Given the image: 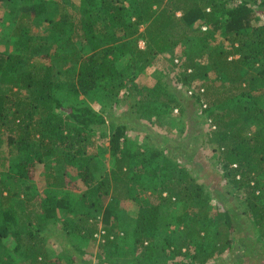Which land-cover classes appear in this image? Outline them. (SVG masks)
<instances>
[{"label":"trees","instance_id":"obj_1","mask_svg":"<svg viewBox=\"0 0 264 264\" xmlns=\"http://www.w3.org/2000/svg\"><path fill=\"white\" fill-rule=\"evenodd\" d=\"M0 1L12 17L9 25L18 53L0 52V143L5 148L0 146V250L8 251L10 238L11 250L27 264H61L63 259L66 264H91L82 258L85 246L99 239L103 243L98 242L95 264H112L127 249L130 264H177V259L182 261L178 264H212L230 253L232 245L243 243L250 227L264 251V127L248 129L255 122L264 126V23H259L264 0ZM217 33L225 36L224 43ZM41 44L52 50L55 65L48 54V64L30 61L41 52ZM176 47H182L185 62L175 60L177 72L170 69V78L167 74L144 89L139 106L150 113L154 105L160 116L171 115L173 109L182 114L186 96L204 108L215 128L209 141L219 150L228 190L242 196L238 207L223 194L214 201L207 186L161 148L147 154L146 148H126V125L106 119L79 99L97 91L103 81L122 77L116 70L121 58L129 57L131 68L140 72ZM57 66L67 78L64 94ZM198 78L208 91L194 85ZM182 86L185 93L178 90ZM207 93L208 106L203 99ZM105 125L115 163L97 180L89 136ZM38 168L44 171L45 189L52 192L62 168L64 189L78 191L79 197L68 202L43 194L35 203L42 219L33 221L24 202L21 212L2 198L12 183H33ZM127 202L133 206L134 225L123 235L118 226L129 211ZM175 205L180 215L171 209ZM63 210L71 217L63 221L62 231L79 243L70 241V249L63 247L51 260L47 230ZM172 222L176 229H170ZM8 260L0 254V264H12Z\"/></svg>","mask_w":264,"mask_h":264},{"label":"rangeland","instance_id":"obj_2","mask_svg":"<svg viewBox=\"0 0 264 264\" xmlns=\"http://www.w3.org/2000/svg\"><path fill=\"white\" fill-rule=\"evenodd\" d=\"M74 1L75 4H78V0ZM256 1L260 2L261 0ZM237 2L238 0H235V3ZM8 12L6 2L0 1V52L2 51L14 55L18 54L15 51L14 44L16 38L13 36V29L11 30V26L9 25V21L12 20V17ZM259 23H264V17H260ZM40 33L42 36L47 37V29L41 27ZM216 36L220 42L224 43L225 36L223 34L217 33ZM41 47V52L35 54L30 61L48 64L45 59V55L48 54L52 56V64L55 65L57 60L52 54V50L46 49L42 44ZM138 48L144 49V42L142 40L138 41ZM181 48L176 47L167 53L161 54L152 65L141 69L140 72L131 68V59H129V57H123L116 63V70L122 73V77L115 79L113 82H111V80L103 81L101 87L97 91L88 97H80L79 99L84 102L83 104L91 106L106 119L112 118L117 123L121 122L126 125V148L133 152L146 148L148 151H145V154L149 151H153V149L161 148L163 150V155H172L175 160L178 161V164L190 173L192 178L198 183L207 186L210 193L212 192L214 201L217 195L223 194L226 195V199L234 205L237 204L236 206L238 207L242 196L240 197V194L235 196L234 194L236 193H234V191L230 192L228 190L229 184L223 178L224 171L221 169V162L218 158L220 155L219 150L214 142L209 141L210 135L212 134L211 132L215 131V128L211 124V121L206 118L203 112L204 108L194 103L193 100L186 99V96H182V98L186 100L185 103H181L182 105L180 106L184 111L182 114L180 109H173L171 115L160 116L154 113V105L150 108V113H148L144 107L139 106L141 102L140 96L146 92L144 89L151 88L159 78L166 77L170 69L173 72H177L178 68L174 67V65L177 64L175 60L178 61V64H183L185 62L181 54ZM78 50L82 54L86 51L80 48H78ZM21 55L23 54L21 53ZM55 69L56 73H58L57 81L62 86L60 93L64 94V83L67 81V78L61 72L62 69L60 67L57 66ZM171 75L172 73H170L168 77L170 78ZM194 85L197 87L203 85L207 90L204 82L199 78L194 80ZM171 86L173 85L171 84ZM134 87L136 89L139 88L141 93L131 91ZM127 89H129L128 92L131 91L130 94H128ZM178 90L185 93V87L183 86L178 88ZM207 95L208 93L203 97L206 106L209 104V99L208 97L206 98ZM260 104L262 105V99L260 100ZM175 117L176 121L173 122ZM263 127L264 126L260 123L255 122L250 125L248 129L257 131ZM108 141V125L92 131L89 136L88 152L91 155H95L98 168L96 171L97 180L104 177L106 173H109L114 168L115 160L110 154ZM149 144L153 146V148L149 149L146 147V145ZM0 146L1 149H5L1 143ZM58 170H60V172L57 173V188L54 192L49 191L48 188L45 189L44 171L38 168L37 172L34 174L35 178L33 183L24 181L12 183L8 187L9 193H6L7 190L4 191L2 202L8 204L13 203L16 205L18 211L21 212H25L26 209L24 206H26L27 209L30 210L29 217L33 219V221L37 218L42 219L41 216H37L39 213L36 212L35 203L39 201V198L43 194H49L64 201L67 199L68 202H75L79 197L78 191L68 192L64 189L62 184L63 177H61L62 168H58L57 171ZM28 187H31L29 192ZM31 191H34V195L31 194ZM22 202H24V206L21 205ZM125 208L129 211H127V215L120 219L119 224L121 226H118L120 233L123 235L129 234L134 225V217L130 211L133 209V206L130 202H127ZM171 209L175 210V215H180L182 212L179 205H175ZM70 217L71 214L65 210L58 211L54 218V224L48 227L47 232L49 235L46 239L45 246L51 260L57 259L60 254H62L64 251L63 247L70 249V241H72L73 244L79 243L76 238L62 231V227L64 226L63 221L69 220ZM242 222L244 223V221ZM97 224V229L99 231L102 229L100 216H98ZM170 229H176L174 222L170 223ZM164 235L165 234L162 232L160 234L161 238ZM244 235L243 243L237 242L235 245H232L231 248L233 249L230 253L219 255L212 264H264V251L260 249L261 244L256 241L258 239L257 233L249 227ZM174 237L178 241L179 233L176 232ZM8 239V251L0 250V254L3 257H9L8 262L12 264H27L11 250L13 247L11 243H13V241L10 238ZM100 241L101 240L97 239V242L85 246V254L82 258L86 262L88 261L91 264L96 263V257L99 253L97 252L99 250L98 242ZM100 243H103V241ZM251 253L256 255V260L253 261L251 259ZM66 261V259H63L60 260V263L66 264ZM184 261L186 263L189 262L188 259ZM175 262L177 264L182 263L180 259L175 260ZM130 263H132V253L127 249L125 255L114 259V263L112 264ZM163 263L173 264L171 261Z\"/></svg>","mask_w":264,"mask_h":264},{"label":"built area","instance_id":"obj_3","mask_svg":"<svg viewBox=\"0 0 264 264\" xmlns=\"http://www.w3.org/2000/svg\"><path fill=\"white\" fill-rule=\"evenodd\" d=\"M202 30H205V28H202ZM103 233V232H102Z\"/></svg>","mask_w":264,"mask_h":264}]
</instances>
